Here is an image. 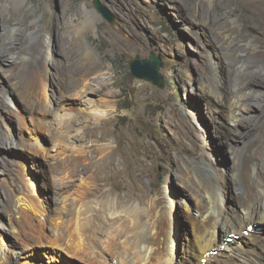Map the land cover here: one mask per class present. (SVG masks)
<instances>
[{
  "label": "rangeland",
  "instance_id": "obj_1",
  "mask_svg": "<svg viewBox=\"0 0 264 264\" xmlns=\"http://www.w3.org/2000/svg\"><path fill=\"white\" fill-rule=\"evenodd\" d=\"M29 1L27 31L37 30L38 37L30 39L34 48L28 56L35 63L37 49H42V54L46 49L56 51L66 28L76 31L77 16L87 7L97 11L95 29L85 31L81 38L99 53L104 64L103 81L109 89L93 94L82 92L81 85L72 94L65 84H56L63 74L52 68L56 77H52L50 90L41 96L20 94L12 81L14 70L9 68L3 73L0 67V142L7 140V145L0 143V232L9 234L0 254L8 259L7 264H19L22 253L30 257L41 253L42 264H87L75 257L80 256L76 250L82 249L83 243L95 244L98 239L91 231V223L109 219L116 227L124 208L141 203L138 198L125 199L128 183L142 187L145 193L152 194L150 198L153 190L159 191L157 197L168 190L174 202L169 219L178 234L175 261L193 264L188 249L207 200L197 178L201 177L206 187L216 192V199L224 198L223 209L229 216L238 210L245 189L235 164L233 140L217 129L226 116L217 111L218 102L208 91H215V86L237 87L234 76L245 68L239 61L241 56L249 53L264 59V0H184L186 8L178 0H100L113 14L115 23L105 18L95 0ZM217 4V15L223 21L226 15L230 18L228 33L233 41L226 44L216 26H210L213 22L204 16ZM3 11L0 5V17ZM70 15L73 22L65 19ZM195 21H201L206 28L200 29ZM130 28L140 32L142 39L127 31ZM116 38L133 49L126 50L121 42L117 46ZM152 53L164 63V88L136 78L131 72L132 59L138 55L150 58ZM62 68L64 64L59 69ZM256 71L250 69L248 75ZM255 90L250 87L248 91ZM91 101L94 103L88 105ZM77 112L107 115V125L97 134L109 133L101 144L112 146L111 150L95 154V134H88V120L82 118L72 127L69 118ZM43 121L50 127L43 128ZM32 122L39 126L37 136L29 129ZM261 136L258 133L248 141L258 142ZM113 150L118 154L111 156ZM113 157L121 159L118 171L104 182L98 177L99 167ZM211 166L215 167V176ZM187 167L193 175L187 173ZM98 184L104 190L95 196ZM23 193L40 198L45 212H33L27 220L29 231L17 235L10 230L7 213L15 206L14 196ZM150 204L151 199L140 205L147 208ZM254 225L258 229V224ZM27 240L37 249L28 246ZM131 240L133 243L134 237L121 226V232L116 229L115 235L105 236L96 244L100 246L102 242L108 250L132 257ZM42 243L46 245L41 247ZM87 251L96 252L94 247Z\"/></svg>",
  "mask_w": 264,
  "mask_h": 264
},
{
  "label": "bare ground",
  "instance_id": "obj_2",
  "mask_svg": "<svg viewBox=\"0 0 264 264\" xmlns=\"http://www.w3.org/2000/svg\"><path fill=\"white\" fill-rule=\"evenodd\" d=\"M178 1L186 8L184 0ZM0 5L4 10L2 17H0V67L3 73L9 68L14 70L12 81L20 94L41 96L50 90L51 85L53 86L52 77H56V73L51 70L52 68H56L63 74L62 79L59 78L56 84L63 83V86L65 84L67 90L72 94L81 85L84 86V89L81 88L82 92L93 94L109 89L103 81L101 68H104V64L99 60V53L93 45L81 38L85 31L95 29L98 14L96 10L87 7L80 16H77L79 23L75 26L76 31L67 27L59 37L56 51L52 48L46 49L42 54V49H37L39 57L35 63L30 59L28 53L34 48L30 44V39L38 37V31L31 30L28 32L27 22H25L31 11L30 1L0 0ZM217 7L218 4L213 11H205L204 16L206 21L210 19L213 22L212 24L209 23L210 26H216L221 41H225L224 44H226L233 41L232 36L228 33L230 27L227 21L230 18L226 15L223 21L222 17L216 13ZM65 19L67 22L75 20L72 15L65 17ZM195 23L200 26V29L206 28L201 21H195ZM127 31L134 34L138 40L143 36L131 28ZM120 42L125 45L126 50L133 49L132 45L125 44L121 39L116 38L117 46L120 45ZM55 53L59 55L58 58L55 57ZM239 61L244 62L245 68L239 69L234 76V79L237 80V87L234 89L235 85L215 86V91L209 90L208 93L215 96L218 102L217 111L223 112L226 116V121L222 120L217 129L233 140L231 146L236 152L235 164L240 178L245 183V189L241 193L240 199L238 198V210L229 216L230 214L227 215L223 209L224 198L216 199L218 196L215 194L216 192L214 193L212 188L206 187L201 177L197 178L204 189L202 192H204L207 200L205 202L206 210L199 217L200 222L197 230H195L194 242L190 243L188 249L193 264H264V228H262L264 225V59L260 56H251L248 53L241 56ZM61 64H64V68L59 69ZM250 69H258V71L248 75ZM201 84L205 90L206 84L203 82ZM257 86L263 88L262 91H259ZM250 87L256 90L248 91ZM143 89L144 87L141 88L142 93ZM93 103V101L87 102L88 105ZM47 110L50 112L51 108L48 107ZM82 118L88 120V134L92 133V136L95 134V154L97 155V152H104L107 149L111 150L112 146L106 147L101 144V141L108 139L109 133L104 131L101 135L97 134L98 129L107 125V115L90 113L87 116L77 112L69 118L73 122L72 127L78 124ZM37 122H32L33 126H29L31 134L34 136L40 132ZM42 123L43 128L50 127L46 121ZM258 133L262 135L260 140L249 143L248 140ZM10 139L11 142H14L11 137ZM0 143L7 145V140L3 139ZM18 147L21 149L20 151L24 150L23 142L18 143ZM117 154L118 152L113 150L111 156ZM168 158L170 159V157ZM97 162L98 159L96 158L95 163ZM119 162L121 159L117 157H113L109 161L104 160L102 166L99 167L98 177L104 182L113 178L118 171ZM211 167L215 176V167ZM187 173L193 175V171L189 167H187ZM125 187L127 188L125 199L138 198L141 201L140 204L147 203L151 199L150 206L144 208L140 204H134L132 207L124 208L122 210L123 215L116 227L114 222L109 219H103L95 224L92 222L91 231L97 235L99 240L95 238V244L87 245L86 242H78L77 247H80L81 243L83 246L82 249L76 250L80 256L75 258L85 261L87 264H177L175 256L177 254L178 234H176L173 223H170L169 219V215H173L174 202L169 199L168 190H165L163 196L159 195L158 197L155 194H158L159 191L153 190L154 195L150 198L152 194L145 193L142 187L136 185L133 187L128 183ZM103 190L104 188L100 184L95 185V196ZM14 201L15 206L8 210L7 217L10 230L21 235L28 228L27 220L30 216L33 217L32 213L45 212V208L40 198L33 196V194H16ZM254 224H258V229L255 228ZM252 225L254 226L252 227ZM121 226L127 229L129 236L134 237L133 243L131 240V248L134 254L132 257L117 254L113 249L108 250L102 242L100 246L96 244V241H100L105 236L115 235L116 229L121 232ZM8 236L7 232H0V250L1 247L7 245ZM25 242L28 246L37 249L36 244L30 243L28 240ZM43 243L40 245L41 247L46 245ZM93 247L96 252L87 253V249ZM41 258V253L39 256L31 257L29 254L22 253L18 263L42 264ZM185 262L187 264L186 260ZM7 263L8 259L0 254V264Z\"/></svg>",
  "mask_w": 264,
  "mask_h": 264
},
{
  "label": "water",
  "instance_id": "obj_3",
  "mask_svg": "<svg viewBox=\"0 0 264 264\" xmlns=\"http://www.w3.org/2000/svg\"><path fill=\"white\" fill-rule=\"evenodd\" d=\"M95 5L99 8L105 18L110 22L115 23L113 14L101 3L100 0H95ZM163 66L164 63L162 59L154 53L151 54L150 58H141L138 55L130 62L131 72L136 78L145 79L161 88L165 87V78L161 73V68Z\"/></svg>",
  "mask_w": 264,
  "mask_h": 264
},
{
  "label": "clouds",
  "instance_id": "obj_4",
  "mask_svg": "<svg viewBox=\"0 0 264 264\" xmlns=\"http://www.w3.org/2000/svg\"><path fill=\"white\" fill-rule=\"evenodd\" d=\"M254 225H252V227H253Z\"/></svg>",
  "mask_w": 264,
  "mask_h": 264
}]
</instances>
